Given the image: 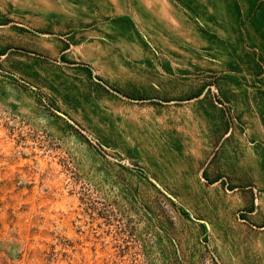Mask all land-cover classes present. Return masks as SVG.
<instances>
[{
	"label": "rangeland",
	"instance_id": "1",
	"mask_svg": "<svg viewBox=\"0 0 264 264\" xmlns=\"http://www.w3.org/2000/svg\"><path fill=\"white\" fill-rule=\"evenodd\" d=\"M0 264H264V0H0Z\"/></svg>",
	"mask_w": 264,
	"mask_h": 264
}]
</instances>
